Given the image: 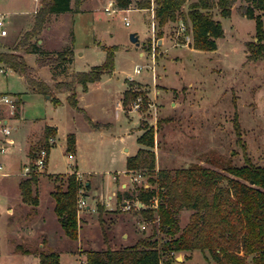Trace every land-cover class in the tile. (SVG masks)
<instances>
[{
	"label": "rangeland",
	"instance_id": "1",
	"mask_svg": "<svg viewBox=\"0 0 264 264\" xmlns=\"http://www.w3.org/2000/svg\"><path fill=\"white\" fill-rule=\"evenodd\" d=\"M106 3L107 0H81L76 5L75 0H71L73 9L81 6L86 11L74 14L71 22L64 16L50 42L58 48L63 45L71 48L72 44V69L77 71H86L92 65L101 64L106 48L111 47L112 67L109 73L100 74L95 80L96 84L80 97L87 115L100 124L87 130L89 121L67 103L65 96H61V104L54 106L44 94L33 91L19 74L12 70L0 72V97L7 95L21 100L20 118H11L8 122L10 134L4 136L0 130V142L1 139L13 141L5 153H0V174H8L0 177V264H37V259L32 255H37L39 251L37 242L27 243L18 237L15 223L19 225L23 220L14 214L9 215L8 207H12L14 202H10L7 195L16 180L13 174L23 175L24 167L30 163L23 151L27 136H32L30 149L38 151L42 147V135L33 136L44 121L55 122L59 126V133L47 156L48 171L67 172L71 169L73 160L69 154L63 153L62 143L66 132H75L78 139L75 156L78 170L91 173L92 181L102 192L115 188L112 180L114 172L122 174L124 171L126 152L122 148L128 147L131 152L138 145L135 141L139 133L136 128L137 112L139 126L142 120L147 126H152V152L156 169L173 170L198 165L229 176L222 167L227 163L234 166L242 164L243 149L251 163L264 165V59H246L245 44L255 40L253 20L241 16L237 10L239 5L246 2L236 0L227 17L219 16L216 9L210 10L222 28V36L215 40L216 48L213 50L193 49L188 27L181 20L164 24L160 33H156L155 28L151 31V12L148 9L106 13L103 10ZM36 5L35 0H0V14L11 16L10 23L6 17L7 33L1 37L2 41L7 45L12 42L19 29L27 25L30 19L28 13ZM182 9L185 10V5ZM123 15L128 19L127 26L121 19ZM180 22L184 25L183 32L178 31ZM131 32L136 34L138 45L129 41ZM139 52L142 54L139 55ZM27 62L35 66L36 55L29 54ZM138 66V72H135ZM39 75L47 83L50 82L46 67L39 68ZM128 76L147 82L150 87L127 81L130 84V98L124 105L130 110L127 117L116 103L121 97L124 79ZM137 95L142 98V105L132 109L130 102ZM0 112L3 118L13 116L17 112V105L11 109L0 101ZM136 171H127L125 174L128 175L117 184L123 181L129 190H137L142 184H148L146 170L137 181L131 180L129 174ZM42 172L44 174L45 169ZM68 174L60 175L57 183L64 186ZM47 187L39 188L43 200ZM147 187L154 185L148 184ZM152 201L153 197L149 207ZM134 208L130 206L126 211L102 213L106 244L92 240L87 245L84 241L78 244V241L69 240L73 249L65 250L66 244L60 245L59 249L63 250L59 264H80L85 260L83 251L91 247L120 246V243H111L110 239L115 233L114 238H119L122 229L124 232L130 230L135 238L149 235L153 223L145 220ZM119 212L124 215L120 216ZM189 212L185 209L179 211V227L186 223ZM118 219L131 227H121L113 232V225L119 223ZM142 224L143 228L140 227ZM77 245L81 253L76 251ZM25 249L32 254L23 253ZM206 256L205 252L199 250L174 253V259L180 264H211ZM249 258H246L248 263Z\"/></svg>",
	"mask_w": 264,
	"mask_h": 264
},
{
	"label": "trees",
	"instance_id": "2",
	"mask_svg": "<svg viewBox=\"0 0 264 264\" xmlns=\"http://www.w3.org/2000/svg\"><path fill=\"white\" fill-rule=\"evenodd\" d=\"M71 0H41L37 8L33 26L25 31L14 46L13 51L0 50V64L5 65L21 75L27 85L34 91L51 95L50 87L32 76V68L24 58L15 53L24 49L38 54L39 65H49L56 71L69 63L72 49L66 47L60 51H45L37 40L47 17L71 11ZM236 0H113L118 9L129 5L135 9L147 10L152 4V14L156 33L169 22L181 20L187 25L191 35V47L197 50H213L215 40L222 36L218 20L210 13L216 9L221 17L230 14L231 6ZM237 10L241 16L252 19L254 24V41L246 42V59L256 61L264 59V0H243ZM76 5L79 0H75ZM185 5V10L182 7ZM258 11V13H255ZM111 47L106 48L101 64L93 65L86 71L72 74V79L58 82L57 88L71 90L75 83L86 87L87 82L95 81L100 74L108 73L112 67ZM128 91L122 95V106L130 98ZM67 100L76 106L75 94L71 92ZM52 101L57 104L55 97ZM80 110L79 108H77ZM87 118V117H86ZM88 120V119H87ZM142 132L136 141L143 147L125 158L127 171L146 170L147 182L154 187H138L132 190L135 199L143 207L138 208L142 217L152 222L151 233L135 240L131 245L105 247L84 250L86 264H180L174 259V253L199 250L205 252L211 264H264V165L251 163L243 149V163L237 166L225 164L220 171L190 165L188 167L154 168V154L150 147L153 142L152 126L142 120ZM92 126H95L92 124ZM55 130L45 127L41 146L49 150L47 139ZM67 153L75 152V136H66ZM35 151L30 149V168L28 177L19 183L22 201L31 205L38 203L33 192L39 174L34 171ZM56 175L55 178H59ZM62 176V175H61ZM222 181H225L222 184ZM82 183L74 173L66 175L64 186L57 184L51 192L54 200V212L58 221L71 240L78 237L77 199ZM156 199V206L149 207L151 198ZM117 200L121 194L116 193ZM124 198L130 195L124 194ZM189 210L186 223L179 227L177 215L180 210ZM98 223L102 242L106 244L105 229L102 225L103 208L96 204ZM23 253H29L23 250ZM38 264H59V253L53 250L37 252ZM250 257V263L246 258ZM210 264V263H208Z\"/></svg>",
	"mask_w": 264,
	"mask_h": 264
},
{
	"label": "crops",
	"instance_id": "3",
	"mask_svg": "<svg viewBox=\"0 0 264 264\" xmlns=\"http://www.w3.org/2000/svg\"><path fill=\"white\" fill-rule=\"evenodd\" d=\"M35 1L37 2V5L34 7V9L31 11V13H28V15L30 16V19H29V21H27V25L25 24L26 25L25 27L23 26V27H21V29H19V31L17 32V36L12 40V42L9 45H7L4 41H2L3 38H1V37H5V36H0V50L1 51H13L14 50L13 48H14L15 44L18 42V40L20 39L21 35L25 31L30 30L32 28L33 21H34V15H35V12L39 6V3H38L39 0H35ZM108 1H110V0H107V2ZM80 2H81V0H79V3ZM70 7L72 8L71 11L58 13V14H50L47 17L42 29L39 32V35H38L39 39L37 40V44L43 50L53 52V51H60V50L67 47L66 45H63V46L58 48V47L52 46L50 42L53 39L55 29L57 28L58 24H60V22L64 16H67L68 21L71 22V20H73L74 14L86 11L81 6H79V8L73 9L71 1H70ZM133 9H135V8H133ZM135 10H142V9H135ZM17 14L26 15V13H17ZM17 16H19V15H17ZM19 17H23V15H21ZM16 18L19 19L18 17H16ZM10 19H11V16L7 15V22L8 23H10ZM70 31H71V35H72L71 28H70L69 32ZM71 35H70V37H71ZM161 41H162V39H161ZM71 48H72V57H71L72 59H71V61L69 63L64 64L63 68H57L56 71H53V69L49 65H39V63H38L39 56L36 53H29V52H26L24 49H18L14 52L17 54H20L24 58L26 63L32 68L31 73L35 79H38V80L45 82L50 87L51 95H45V96H46V99H48L54 106L61 104V102H62L61 96H65V99H66L67 103L69 104V102L67 100L68 95L71 92H73L75 94L76 106L73 107L70 104L69 105L73 109H75L77 112L82 113V114H84L85 117H87V119L89 121V122L87 121L89 123V126L87 128V130H88V129H91L92 127H94V126H92V124L98 125L100 123L91 120V118L87 115L85 108L83 106H81L80 97H81L82 93L86 92V90L89 87H91L92 85L96 84V82L95 81L87 82L85 88H83V87H81V85L75 83L74 85H72L71 90H62V89L57 88V86H56V84L58 82L70 81L72 79V74L75 72H78L77 70L72 69V63L74 61V47L72 46V44H71ZM29 54L36 55L35 66H32L27 62V56ZM138 54L141 55L142 53L139 52ZM40 67H46L48 69L50 82L47 83L39 75V68ZM0 68L3 69L4 72L8 71V70H12L11 68H9L5 65H2V64H0ZM81 71H85V70H81ZM128 80L138 82L139 84H146L150 87V85L147 82L135 80V79H130L129 76L124 79V83H123L124 87H123V90L121 92V97L119 98V101L116 103V106L120 111H123L127 117L130 113V110H128L124 106H122V95L124 92L128 91L130 88V86H129L130 84L127 82ZM152 81H153V78H152ZM154 84H155V82H154ZM75 87H76V89H75ZM53 97H55L59 100V102L57 104H55L52 101ZM20 103H21L20 99H18L17 102L15 103V105H17V112L15 113V115L9 116L8 118H3L0 115V121L7 124V126H9L8 125L9 119L20 118V114H21L20 113V110H21ZM77 108H79L80 110H78ZM45 127L53 128L55 130V132L52 136L54 137V139L57 137V135L59 133L58 124H56L55 122L44 121L42 123V125H40V127H38V131L36 132L37 134L35 136H33V138H36L39 134L42 135ZM9 128H10V126H9ZM136 128H137V131H139V133H138V135H139L142 132V129L139 126L138 112H137ZM68 133H73L75 136V152L74 153H67L65 151L66 136ZM138 135H136L135 141H136V138ZM30 137H32V136H30V134H29L26 138V141H27L26 147L23 150L24 155H25L27 160L30 159V148H29ZM63 140H64V142L62 143V146L64 147L63 153L69 154V156L73 160V163H71V169L67 172H53L52 173V172L48 171V168H47L48 167V161H47V164L45 167V173L39 174V176L37 178V182L33 186V192L37 196V199H38V203L36 205H31V204L25 203L22 201V198H21L19 183L23 178L28 177V174L27 175L13 174L16 176V180H14L12 191H10V193H8V195H7V198H9V201L14 202L12 207L11 206L8 207L7 211L9 213V215L14 214L16 217L23 220L19 225H18V222L15 223V225H17V228H18L17 229V235L20 238V240L21 241L23 240L24 242H27V243L37 242V246L39 248V251L40 250L57 251L59 253V257L61 256V254H60L61 250H63V249H59L61 244H66L65 250H67V249L72 250L73 247H71V244L68 243V241L71 239H69L66 236V234L64 233V231H63V229H62V227L58 221V218L54 212V209H53L54 208V200L51 196V192L54 190L55 186L58 184L57 183L58 180H57V178H55L56 175L74 173L76 175L77 179L80 180V182L82 183V187H81V190L79 192V197L84 199L85 206L77 213L78 219H79L78 220V237L76 240H71V241H78L79 242L78 244H81V242L84 241L87 245H90L92 240H97V242L100 241L101 243H103L102 242V234L100 231V226H97L98 228H96V221L98 223L96 204L100 205L103 208V210H104L103 213H108V214L113 213V211H126V210L122 209V205H124V204L128 205V209L130 206H134L135 211H138V208L143 207V205L135 199V197L133 196L134 194L131 193V191L133 189L129 190V188H126V183L123 181H121V182H119V184H117V182L119 180H123L124 177H126V175H128V174H125L127 172V170L125 168V158L127 156L133 155L138 148L143 147L140 143H138L136 141V143L138 145L136 147H134L133 151H131V152L129 151L128 147L122 148L123 152H126V153H124V171L122 172V174H117L116 172H114L112 175V180H113V183L115 185V188L111 189L110 191H103L102 192V190L98 191L99 189L96 187L95 181L94 180L92 181L91 173H84V172H81L78 170V165H77L76 160H75V156L77 153V140L78 139L75 135V132H72V131L66 132ZM12 143H13V141H12ZM12 143H10V144H12ZM10 144L6 143L5 140L1 139L0 146L7 145V150L9 149ZM150 149L153 150L152 147H150ZM48 152L50 153L49 150H48ZM36 153H37V151H35V156H36ZM23 166H24V164H23ZM19 172H21V170ZM6 175H8V174H0V177H5ZM129 175H131V174H129ZM83 177H86V178H83ZM41 186H45V187L48 186L47 187V193H46L47 195L45 197V200H43V197H41L39 194V188H41ZM142 186L147 187L148 184L145 183V184H142ZM116 193L121 194L120 200H117ZM124 194L130 195V198H124ZM129 200H131V201H129ZM119 215L123 216L124 214L122 212H119ZM118 222L119 223L116 222L113 225V232H115L116 229L118 230V228L120 230L121 227L122 228H127L128 226L131 227L130 224L123 223V222H121V220L119 221V219H118ZM98 225H99V223H98ZM140 227L143 228L144 225L142 224ZM93 232H94V234H93ZM114 235L116 236V233ZM133 235H135V234H133L130 230L127 229V231L124 232V229H122V232H120V234H119V238L116 239V238H114L115 236H112V238L110 240L112 241L111 243H116V244L120 243L121 244L120 246H127V245L133 244L135 242V240L138 239V238H135ZM110 237H111V235H110ZM131 241H133V242H131ZM76 247L78 248L79 245H77ZM90 249H93V248L91 247ZM96 249H100L99 245H98V248H95V250ZM76 251L81 253L82 250H80L78 248ZM83 253H84V251H83ZM27 254L31 255L32 253H27ZM32 255L34 256L35 259H37V264H38L37 255L36 254H32ZM179 260L181 261V258Z\"/></svg>",
	"mask_w": 264,
	"mask_h": 264
},
{
	"label": "built area",
	"instance_id": "4",
	"mask_svg": "<svg viewBox=\"0 0 264 264\" xmlns=\"http://www.w3.org/2000/svg\"><path fill=\"white\" fill-rule=\"evenodd\" d=\"M113 6H114V3H113V1L110 0L104 6L103 10L106 13H108V12H111L113 10L127 11V10H130V9H133V8H131V5H129L125 9H118L115 6L114 7ZM148 10L151 12V26H152L151 31H152L154 29V20H153V14H152V4H150V7L148 8ZM6 17H7L6 14H0V36H5L6 33H7V29L5 27ZM121 19L123 21V24L125 26H127L128 23H129L127 17L125 15H123L121 17ZM178 27H179L178 31L183 32L184 25L181 22L178 24ZM138 69H139V66L135 69V72H138ZM151 71H152V69H151ZM0 72H4V70L0 68ZM17 100H18L17 98H10L7 95H2L0 97V101H2L5 104H8L11 109L15 107V103L17 102ZM141 105H142V98L139 95L135 96L132 99V101L130 102V106H131L132 109H138V108H140ZM0 126H1L0 130L2 131L3 135L7 136V135L10 134V128H9V126H7V124H5V123L0 121ZM5 141L8 144L12 143L11 139H8V140L5 139ZM53 144H54V137L53 136H49L48 139H47L48 148H50ZM6 151H7V145L0 146V153H5ZM47 155H48V150L45 147H41V148L38 149V151L36 153V156H35V158L33 160L34 171L42 172L45 169L46 163H47ZM1 167L2 166L0 165V169H1ZM30 171H31L30 165L25 166L24 170H23V175L29 174ZM143 171L144 170H137L135 173L131 174V176H130L131 180L132 181H137L143 175ZM129 172H134V171H129ZM80 190H81V188L79 189V192H80ZM76 205H77V210L82 209L85 206L84 199H82L81 197H78ZM155 206H156V199L153 198V201H152L150 207L154 208ZM122 209L127 210L128 209V205L127 204L122 205ZM80 264H86L85 260H82V262Z\"/></svg>",
	"mask_w": 264,
	"mask_h": 264
},
{
	"label": "water",
	"instance_id": "5",
	"mask_svg": "<svg viewBox=\"0 0 264 264\" xmlns=\"http://www.w3.org/2000/svg\"><path fill=\"white\" fill-rule=\"evenodd\" d=\"M128 38H129V41H130L131 43H133V44H135V45H138L137 36H136V34H135L134 32L129 33Z\"/></svg>",
	"mask_w": 264,
	"mask_h": 264
}]
</instances>
